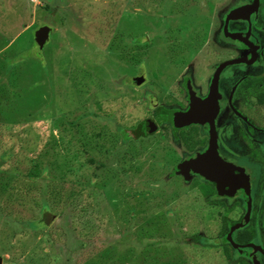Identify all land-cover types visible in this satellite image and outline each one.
Here are the masks:
<instances>
[{
  "label": "rangeland",
  "instance_id": "obj_1",
  "mask_svg": "<svg viewBox=\"0 0 264 264\" xmlns=\"http://www.w3.org/2000/svg\"><path fill=\"white\" fill-rule=\"evenodd\" d=\"M178 1L0 0L3 264H103L92 258L125 237L136 255L143 247L132 243L137 236L152 257L138 264H227L226 243L229 264H264V178L248 203L220 200L213 182L187 177L183 168L209 150L212 134L208 148L191 153L179 134L208 143L202 128L175 133L163 123L157 133L144 131L147 120H157V106L182 102L184 92L176 91L185 80L202 89L206 67L236 53L231 44L224 55L214 45L228 0ZM40 24L52 29L44 51L35 40ZM139 77L142 86L134 82ZM215 143L218 152V135ZM165 210L173 222L183 219L182 230L169 224L154 235L159 223H145ZM77 212L98 227L97 239L74 228L84 220ZM250 214V229L233 227ZM192 236L199 243L188 241Z\"/></svg>",
  "mask_w": 264,
  "mask_h": 264
},
{
  "label": "flooded vegetation",
  "instance_id": "obj_2",
  "mask_svg": "<svg viewBox=\"0 0 264 264\" xmlns=\"http://www.w3.org/2000/svg\"><path fill=\"white\" fill-rule=\"evenodd\" d=\"M227 3L224 14H221L224 18L223 23L213 27L220 41L214 45L219 46V53L222 55L229 44L236 46L234 57H225L224 55L222 60L215 65L207 66L209 75L205 76L206 82L202 89L196 87L191 78L188 81L185 80L183 87L176 91L177 94L184 92V96L181 98L182 102L171 109L157 106L154 111L157 120H147L144 131H149L154 124L159 129L160 124H163L157 117L158 109L164 108L169 113H173L174 119L176 113L190 110L192 92L198 98L205 99L211 93L213 83L216 82L219 94V115L215 120L220 146L218 153L225 164L234 168V176L246 180L243 182L245 186L242 187L237 183L238 188L232 187L233 185L225 186L220 200H238L242 205V202L253 200L256 186L258 187V182L264 178V126H262L264 123V0H228ZM187 7L189 16H192L194 3L187 4ZM205 17L208 18L206 15ZM231 17H234L233 20H229ZM214 18L218 22L219 17L214 15ZM237 38L238 41L235 40ZM187 51L191 55L193 54L191 47ZM214 66L215 71L212 69ZM168 125L173 131H175L174 129L181 131L190 128L201 131L202 128L208 136L210 134L208 143H206L207 148L209 147L212 129L208 123L177 128L173 120ZM147 132H145L146 135ZM193 176L200 177L198 174ZM256 178L259 180H255ZM204 181L206 180L204 179ZM212 185L217 191V184L212 183ZM247 213H249V207H247ZM250 215L252 216L232 221L233 227L244 225L247 230L250 229L249 225L254 218L253 214ZM222 223L225 227L223 229L226 231L229 227L226 224V219ZM224 247L227 252L229 250L227 243ZM232 255L231 250V258ZM243 264L248 263L244 262Z\"/></svg>",
  "mask_w": 264,
  "mask_h": 264
},
{
  "label": "water",
  "instance_id": "obj_3",
  "mask_svg": "<svg viewBox=\"0 0 264 264\" xmlns=\"http://www.w3.org/2000/svg\"><path fill=\"white\" fill-rule=\"evenodd\" d=\"M40 29L37 31L35 40L40 50H44L48 42L50 41V36L52 29L39 25ZM137 85L141 86L145 79L144 77L135 78ZM216 83V82H215ZM218 93L212 91V94L207 99L198 98L194 92L191 93V108L187 112H178L174 116L175 126L177 128H184L191 126L193 124H209L212 129V141L211 146L208 151L204 153L194 154L190 160H188L184 165V171L187 177H192V175L198 174L209 182L217 184V188L220 192V196L223 195V189L225 186H231L238 188L239 186H245L242 177L234 176V168L225 164L217 152L216 139L217 133L215 128V120L219 112L218 104ZM157 126L154 124L150 127L148 133L153 134L157 132ZM225 174V175H224ZM237 183V185H236ZM234 191V189H233ZM0 264H3V259L0 257Z\"/></svg>",
  "mask_w": 264,
  "mask_h": 264
},
{
  "label": "trees",
  "instance_id": "obj_4",
  "mask_svg": "<svg viewBox=\"0 0 264 264\" xmlns=\"http://www.w3.org/2000/svg\"><path fill=\"white\" fill-rule=\"evenodd\" d=\"M44 51V50H43ZM27 62V61H26ZM21 64V63H20ZM16 66L17 65H10L9 66V68H8V70H11V71H13L15 68H16ZM18 66H19V64H18ZM17 66V67H18ZM16 71V70H15ZM0 72H1V70H0ZM1 74V73H0ZM50 96V95H49ZM53 97H55V95L53 94L52 95ZM157 117H158V119H159V121H161V122H163V123H166V124H168V123H171V122H173V113H169L168 112V110H166V109H164V108H160V109H158V111H157ZM174 124H175V122H174ZM77 126V125H76ZM175 131V133H178L179 132V130L178 129H174ZM122 132L125 134L126 133V136H128L127 135V132L125 131V130H122ZM103 135H104V133H102ZM179 138H180V140L183 142V144L185 145V146H188V147H190L188 150L191 152V153H194L195 151H196V149L197 148H199V147H201V146H205L206 145V139H204L203 141H197L196 140V134H190V135H188V136H186V135H183V134H179ZM92 162H93V160H92ZM104 166V165H103ZM102 166V167H103ZM34 176V175H33ZM197 181V180H196ZM208 184V183H207ZM203 185H205V184H203ZM196 186H198V187H194V188H192L193 190H195V188L196 189H199V188H201L202 186L201 185H196ZM191 191V190H190ZM192 192V191H191ZM218 197V196H217ZM206 199H209V198H207L206 197ZM214 203V202H213ZM216 205H217V207L219 206L217 203H215ZM215 204H213V205H211V209L213 208V207H215L216 205ZM211 209H209V212L210 211H212ZM170 213H171V211L170 210H165V211H163L162 212V214H161V216L160 217H158V218H156V219H152V220H150V221H148V223L146 224L145 223V227L147 226V225H149V224H152L153 225V227H155V225L157 224V223H159V225H158V230L157 231H152V230H150V232L151 233H153L154 232V235L157 233V232H161V231H163L164 230V228L166 227V226H169V224L171 225V227L174 229V230H178V232H180L179 230H182V228H181V224H182V222H183V219L182 218H176V223L175 222H173L172 221V219L170 218ZM219 213H220V211H219ZM77 215H79V217L81 218V220H82V218H84V220H82V221H78V222H75L74 223V228H77V226H82L83 228H85V230L87 231V233H88V236H89V241L91 240V233H92V235H93V238L94 237H96V239L98 238V231H99V229H98V227L97 226H95V225H93V223H91V221H90V219H88V218H86V217H84V216H88V214L87 213H84L83 215L81 214V213H79V212H77L76 213ZM98 216H99V218L101 219V217H104L105 215H103V214H98ZM169 217V218H168ZM75 218V217H74ZM99 219V220H100ZM171 220V221H170ZM219 221H221L222 222V220H219ZM107 223H110L111 221L109 220V218H108V220L106 221ZM184 222L186 223L187 221H185L184 220ZM114 223H112V225H113ZM178 224V225H177ZM111 225V226H112ZM106 228H109V226H107ZM167 228H165V230H166ZM141 230H145L144 228H142ZM71 231H73V232H75V229H73V230H71ZM169 231H171L170 229H169ZM78 232V231H77ZM77 232H75V233H77ZM151 233H150V236H148V237H150V240H151V237L152 236H154V235H151ZM140 234V233H139ZM92 238V239H93ZM128 237H125L124 239H122V240H117L116 242H114L113 244H109L108 245V248L107 249H105V253H103L101 256H99V257H94V258H92L93 260H95V259H100L102 262H103V264H107L108 262L107 261H113V262H115L116 264H118V263H121V264H125V263H127L128 261H130L129 263H132V264H138V263H145V262H148L149 261V259H152V257H151V255L150 254H147V250H148V248H149V246H148V243L147 244H144V243H142V241L140 240V239H142V237L141 236H137V241H135V240H133L132 241V243L135 245V244H137V245H140V242H141V244L143 245V247H141V249H138L137 250V246H135L136 247V250L138 251L137 253H136V255L134 254V252H136V251H134V246H128L127 245V243H123V242H125L126 240L125 239H127ZM157 239V238H156ZM150 240H149V242H150ZM188 241H193V242H195V243H199V242H197V241H200L199 240V238L198 237H196V238H193V236L192 237H189V239H188ZM80 242H77V244H79ZM186 243H188V242H186ZM216 246V245H215ZM79 247L81 248L82 247V244L80 243V245H79ZM229 246H227V248H228ZM214 248V247H213ZM141 250V251H140ZM222 250H224L225 251V247H223V249ZM140 251V252H139ZM158 253H160V252H158ZM227 254V260H228V264L230 263L229 262V260H231L232 258H231V253H230V250H227V252H226ZM118 254V255H117ZM133 256V257H132ZM156 256H158V255H156ZM160 258H163V257H160ZM92 259H90V260H92ZM171 259L173 260V263H175V259L171 256ZM170 262V261H169ZM114 263V264H115Z\"/></svg>",
  "mask_w": 264,
  "mask_h": 264
}]
</instances>
